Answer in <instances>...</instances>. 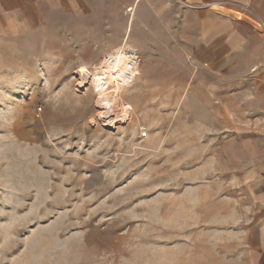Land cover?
<instances>
[{
    "label": "rangeland",
    "instance_id": "obj_1",
    "mask_svg": "<svg viewBox=\"0 0 264 264\" xmlns=\"http://www.w3.org/2000/svg\"><path fill=\"white\" fill-rule=\"evenodd\" d=\"M173 24L136 44L116 10L97 38L56 13L0 36V264H264L255 66L204 67ZM125 43L142 62L108 124L95 79Z\"/></svg>",
    "mask_w": 264,
    "mask_h": 264
},
{
    "label": "crops",
    "instance_id": "obj_2",
    "mask_svg": "<svg viewBox=\"0 0 264 264\" xmlns=\"http://www.w3.org/2000/svg\"><path fill=\"white\" fill-rule=\"evenodd\" d=\"M115 1L120 4L124 0ZM123 3L128 6L126 10L111 7L116 4L113 0H0V36L29 28L45 14L51 17L61 13L77 18L84 36L97 38L99 30L110 26L116 10L123 21L117 37L139 44L143 43L139 40L140 29L148 30L145 35L150 36L154 22L159 31H165L172 21L174 38L187 46L192 60L218 72L228 69L231 61L252 64L253 76L258 80L252 91L264 93V36L256 27L258 20L264 23V0H173L171 7L170 0ZM120 42L110 40L107 44Z\"/></svg>",
    "mask_w": 264,
    "mask_h": 264
},
{
    "label": "bare ground",
    "instance_id": "obj_3",
    "mask_svg": "<svg viewBox=\"0 0 264 264\" xmlns=\"http://www.w3.org/2000/svg\"><path fill=\"white\" fill-rule=\"evenodd\" d=\"M111 57H114L111 62L106 63V61H103L102 65L100 64L101 66L98 68V72H97L99 76L95 79L96 88H98V90H100L104 94H106L105 89L108 88L110 84L114 85L113 91L115 92V98L112 103H110L111 101H105L104 103L105 111L102 113L103 116L105 115L104 120L108 124H110L113 121V120L111 121V119H114L116 117L113 114V112L117 110L115 108V104H116L115 102L117 101V97L120 94L122 84L125 82L122 77V73L124 71L123 64L125 63L124 57L122 56L121 53H119V50H117L116 54L112 55ZM80 71H84V69H81ZM117 115H121V114L118 113Z\"/></svg>",
    "mask_w": 264,
    "mask_h": 264
},
{
    "label": "built area",
    "instance_id": "obj_4",
    "mask_svg": "<svg viewBox=\"0 0 264 264\" xmlns=\"http://www.w3.org/2000/svg\"><path fill=\"white\" fill-rule=\"evenodd\" d=\"M257 25L259 26L261 33L264 35V23L258 20ZM119 53H121L125 59V63L123 64L124 71L122 73V77L124 81L132 83L135 81L136 75L139 72V68L142 62L141 53L137 47L133 45H127V44H123L121 48L119 47ZM111 55H115V53ZM111 55L107 53L105 55L106 58H104L103 61H106V63L111 62L114 58V57H111ZM98 66L99 65L94 66L95 73L97 72L96 67Z\"/></svg>",
    "mask_w": 264,
    "mask_h": 264
}]
</instances>
